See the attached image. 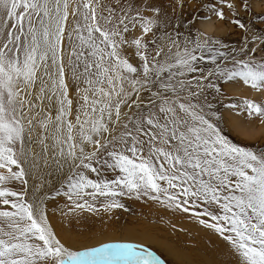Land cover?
Wrapping results in <instances>:
<instances>
[{
  "label": "snow or ice",
  "instance_id": "6c2138e0",
  "mask_svg": "<svg viewBox=\"0 0 264 264\" xmlns=\"http://www.w3.org/2000/svg\"><path fill=\"white\" fill-rule=\"evenodd\" d=\"M240 2L249 8L246 0ZM220 3L237 15L236 3ZM117 4L121 14L107 8L105 16L97 0H78L70 65L72 78L84 87L77 86L74 111L62 49L69 0H0V205L6 209L0 210V264H164L132 243L69 250L50 226L43 201L29 202L9 187L13 181L27 184L25 164L47 163L49 152L55 163L71 160L79 169L64 192L69 200L76 198V209L99 211L87 199L79 202L85 197L105 198V211L123 208L118 197L124 196L148 197L185 213L203 207L192 215L227 242L239 264H264V151L228 141L193 102L205 88L215 87L209 78L239 79L264 92V57L256 60L250 49L247 59L229 60L219 40L189 47L172 39L173 47L164 52L157 46L150 60L145 37L158 27L161 8L151 0H145L143 11L121 0ZM215 15L226 18L223 9H215ZM232 23L248 31L240 19ZM130 24L140 29L131 39L126 37ZM255 40L264 43V37ZM125 46L135 49L142 71L123 55ZM218 58L231 66L217 64ZM206 59L216 68L205 74L199 64ZM157 84L160 90L153 91ZM37 86L33 97L30 90ZM142 91L149 93L145 100ZM45 100L46 107L56 106L55 113L40 107ZM125 105L136 112L125 116L119 135L111 136L110 126L119 123ZM245 108L249 116L264 117L261 104L247 101ZM94 165L119 171L98 182L86 174L99 173Z\"/></svg>",
  "mask_w": 264,
  "mask_h": 264
},
{
  "label": "rangeland",
  "instance_id": "374dc122",
  "mask_svg": "<svg viewBox=\"0 0 264 264\" xmlns=\"http://www.w3.org/2000/svg\"><path fill=\"white\" fill-rule=\"evenodd\" d=\"M75 1L69 0L72 3H69V10H76L78 0ZM126 1V6H133L142 11L145 8V0ZM97 2L104 8L103 14L105 13V16L108 15L107 8H115L114 14H121L120 5L117 4V0H111V3L110 0H97ZM151 2L161 8V14L159 16L158 27L153 29V33H149L145 37V40L149 42L148 52L150 60L156 55L157 46L162 47L164 52L173 47L171 43L172 39L178 40L181 45L187 43L189 47L193 46L194 42H199L203 45L206 40H219L222 44L226 45L221 50L228 53L229 60L232 58L247 59L248 50L250 49H255L250 54L256 60L264 57V51H262L264 43H261L260 40L253 42L256 37H264V0H246L249 5L247 10L240 0H229V2L236 3L235 11L237 15H233V12L222 5L220 0H151ZM215 9H223L226 18L223 20L219 19L215 15ZM98 14H100V9H98ZM145 14L152 15L150 12H146ZM235 19H240L246 25L248 31L240 29L237 25L233 24L232 21ZM129 28L131 31L126 34V37L130 33L133 34V37L135 34V37L140 35L138 26L133 28L130 24ZM128 38L130 39V36ZM152 40H155L156 43L152 44L150 42ZM217 47L219 46L217 45ZM132 48L125 46L123 55L138 70L142 71V61L135 54V49L133 48V50ZM242 48L245 49L244 52L241 51ZM217 64L231 66L230 63L226 65L223 58H218ZM199 67L206 74L208 71L214 70L216 64H212L210 60L206 59L200 62ZM166 75L162 79H166ZM193 75L198 76L200 73L190 74L187 76V79H192ZM69 78L74 80L72 76H69ZM209 79L215 87L205 88L198 98L193 99V102L203 108L206 118L216 125L220 134L228 141L248 150L256 152L264 151V117L255 114L249 116L245 108V102L247 101L261 104L264 107V92L251 89L239 81V79L234 81H226L223 78ZM78 82L79 86L83 88L82 81ZM204 83L207 84L208 81H204ZM193 84H195V81H193ZM151 87L153 91L159 89L158 84ZM216 87L220 88L219 92L215 90ZM72 89H75V87H72ZM34 90L36 91V89ZM148 96L149 93L146 91H142L140 94L141 100H145ZM132 99L134 100L135 97H132ZM121 112L122 116L119 123L110 126L113 128L111 136H117L123 131L122 125L125 123V116L133 115L136 112V108L133 106L132 109H129L125 105L122 106ZM101 143H104V141L101 140ZM90 148L89 152L95 151L92 146ZM100 155H104V153H100ZM94 166L100 167L99 165ZM76 171H79V169H76ZM118 171H113L107 167H100L98 174L91 173L90 171H86V174L89 178L99 182L101 180H111L117 176ZM70 176L57 185L56 189L53 188L54 190L52 189L51 193L49 192V195L45 198L46 216L49 224L56 236L69 250L83 251L93 247H100L107 243H132L154 252L164 261V264H190L189 261L193 259L192 256H189L190 260H187L185 257H177L162 245L155 241H150L144 238V236H139L137 233L143 231V229L162 228L164 230L168 228L171 230L170 232L182 235L184 232L191 233L189 226L195 223L196 227L199 226L201 231L207 233L205 236V238L207 237L206 243L201 246L192 239L187 246L195 244L194 248L197 245L202 250L205 247L202 252L209 254V247L217 243H224L228 247L227 250L232 252L230 246L219 234L205 228L199 223L200 218L192 215V211H203V207L192 209L188 213H185L175 208H168L156 201H152L148 197L136 199L135 197L124 196L118 197L124 205L123 208H113L105 211L103 208L105 198L99 197L95 201H92L90 197H85L80 199L79 202L83 203V200L87 199L99 211L90 212L86 208L76 209L73 202L76 198L73 197V200H69L64 195V192L68 190V179ZM9 187L14 191L23 192L25 200L32 202L29 195L28 183L21 184L19 181H13L9 184ZM0 210L6 209L3 205H0ZM209 210H215V208L213 207ZM201 218L211 222L208 217ZM134 229H137L139 232H133ZM130 232L134 234L130 235ZM99 238L103 242L94 246L93 243L97 242ZM85 245H87V248H82ZM79 246L82 247L80 248ZM198 252L200 251L198 250Z\"/></svg>",
  "mask_w": 264,
  "mask_h": 264
},
{
  "label": "bare ground",
  "instance_id": "6f19581e",
  "mask_svg": "<svg viewBox=\"0 0 264 264\" xmlns=\"http://www.w3.org/2000/svg\"><path fill=\"white\" fill-rule=\"evenodd\" d=\"M121 2L126 3L127 1L121 0ZM69 3L72 4L71 2H69ZM110 3H111V0H110ZM113 3H114V1H113ZM69 13L70 14H69L68 21H67V28H66V31L64 33V40H63V44H62V49H63L64 64H65V72H66V76H67L68 83H69L70 98H73V101H74L73 110L75 111V109L77 107L76 98H77V86H79V84H78L79 82L77 80H71L69 78V76H72V68L70 65V60L74 59V57H72L71 53L74 50V48H73L74 44L77 43L76 34H75V32L72 31L76 17H75V10L71 9V10H69ZM116 14H114V15H116ZM69 35H71V40H69ZM135 35H134V37H135ZM128 36H130V39H131L133 37V34L132 33L128 34L127 38H128ZM131 53H132V51H131ZM184 79H187V76L184 77ZM72 87H75V89H72ZM79 87L82 89V86H79ZM158 90H160V89H158ZM31 95L33 97L38 95V86L36 88V91L34 89L31 90ZM47 105H48V101L45 100L44 104L40 105V107L44 108V111H46V112H52V113L56 112V106L46 107ZM43 114L44 113L42 112L41 115H43ZM37 119H40V117L38 116ZM73 119H74V117H73ZM86 150L90 151L91 150L90 146H86ZM32 151H33V153L38 152L39 151L38 146L33 144L32 145ZM25 170H26V179H27V183H28V187H29L28 189H29V195L31 197V201H33L36 197H39V199L41 201H43V207L44 208H45V198L47 197V195H49V192L53 188L56 189L55 187L57 185L62 183V181L65 180V178H68V176H70L73 171H76V169L72 168V161L71 160L61 161L60 164L55 163L53 158H52L51 152L48 153L47 163H45L42 160H37L35 166H32L30 164H25ZM194 224L190 225V226H194V227L189 226L191 233L184 232V234L182 233V235L172 233V232H170L171 230H169L168 228H166L164 230L162 228H159V229H143V231H141V232H139L137 229H134L133 232H139V233H137L139 236H144V238H147L150 241H155L156 243L162 245L167 250H169L171 252V254H174L177 257H180V258L185 257L188 260L190 258L189 256H192L193 259H191V260L189 259L190 264H239L238 256L233 254V252L227 250L228 247L224 243H217L218 245L214 244L211 247H209V245H210L209 244L208 245V247L210 249L209 254H204V252H202L205 249V247L202 250V248L199 249L197 247V245L194 248L195 244H193L192 246H187V245H189L188 244L189 241L192 239H194L193 240L194 242L195 241L198 242L201 246H203L206 243L207 237L205 238V236L207 235V233L201 231L199 226L196 227L197 225L195 226ZM133 232H130V235L134 234ZM217 239L221 240L219 238H217ZM101 242H103V241L99 238V239H97V242L93 243V245L96 246L97 244H100ZM91 245H92V243H91ZM90 246H88V247H90ZM79 247L81 248L82 246H79ZM85 247L87 248V245L83 246L82 248H85ZM198 250L200 252H198Z\"/></svg>",
  "mask_w": 264,
  "mask_h": 264
}]
</instances>
